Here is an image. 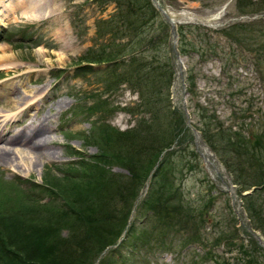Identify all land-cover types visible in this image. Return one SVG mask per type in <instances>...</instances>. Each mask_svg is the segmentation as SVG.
<instances>
[{"label": "rangeland", "instance_id": "1", "mask_svg": "<svg viewBox=\"0 0 264 264\" xmlns=\"http://www.w3.org/2000/svg\"><path fill=\"white\" fill-rule=\"evenodd\" d=\"M157 1L169 17L183 22L176 27L177 43L180 41L177 29L183 26L185 45L189 50L186 55L176 54L173 39L169 38L174 72L169 101L172 109L184 113L191 131L188 133L190 148L175 145L174 150H185L171 158L177 168L182 169V173L177 174L174 187L185 202L196 208L191 216L199 219V222L196 226L182 227L185 217L177 215L178 211L174 215L175 222L169 228H180V235L171 232L169 237L156 243L165 229L161 224L154 226L156 220L151 212H144L139 205H132L125 227L128 229L132 224V228L125 230L129 235L121 246L106 249L109 252L112 250L107 264H243L245 258L238 248L250 245L247 231L263 250H255L252 255L259 264H264V239L259 232L248 230L244 201L241 199L251 194L252 190L244 191L238 197L237 187L231 184L215 154L203 150L201 145H206L201 134L193 127L203 121L200 115L204 114L205 118H214L210 119L211 129H215L219 123L224 128L231 126L233 130L242 125L244 128L239 129L245 136L264 131V12L261 10L264 4H259L261 0H252L251 11L255 13L240 14L236 0ZM121 5L105 0H0V20L7 19V28L0 27V129L5 134L3 140H16L24 134H35L37 137L41 132H46L48 138L45 145L35 147L33 152L24 146L5 145L4 141H0V151L9 152L7 159H0V183L17 178L25 182L21 183L20 188L28 190L31 183H40L43 176L50 175L70 188L71 184L63 180L66 170L71 171L72 167L67 168L68 165H75L72 168L74 171H71L74 175L70 176L80 182L78 185L88 179L80 176L89 174L78 163L108 169L105 162L94 158L102 148L94 141L97 137L93 130L102 125L118 131L135 127L138 116L132 117L121 109L137 104L139 96L127 85L118 86V90L113 92L103 91L102 80L106 74L94 72L109 67L108 63L95 67L94 71L83 76L76 74L80 73L77 69L86 65L79 62L84 55L114 40L115 35L98 37L97 25L99 21L112 20L121 12ZM32 7H36L34 12L31 11ZM161 18L165 20L160 14ZM232 26H242L236 29L240 43L222 33ZM122 31L123 36L114 43L124 44L123 47H128V42L134 44L132 34L126 28H120ZM154 34L160 36L157 31ZM160 40L156 38V47ZM203 51L208 54L201 58L199 54ZM129 55L127 49L125 56ZM78 63L80 65L77 67ZM189 76L193 77L192 93L189 92ZM90 93L96 100H107L110 109H114L88 116L86 108L95 101L91 96L87 97ZM75 106L77 114H72ZM200 108L204 112H200ZM194 130L200 135L199 142L195 140ZM261 137H264V133ZM217 140L214 139L215 142ZM223 143L218 141V146ZM186 150L198 151L197 162ZM248 150H253L251 145ZM181 154L184 157L179 158ZM187 159L192 163L189 166ZM196 163L199 169L195 168ZM109 171L124 178L129 176L119 166L113 165ZM162 187L165 196L174 193L172 186ZM70 192L74 193L71 189ZM64 195V198L54 201L53 205L58 210H64V201H67L65 192ZM253 195L256 205L262 206L264 213V190ZM142 198L143 195L139 199ZM47 201L50 199L44 198L40 204ZM176 201L171 198L165 207L173 209ZM115 205L119 207L120 202H115ZM39 208L43 210L41 206ZM180 210L183 215L186 209ZM53 213L57 211L43 212L39 218L48 219ZM189 232L199 235L195 237L199 240L193 241L190 236L195 235H189ZM67 234L63 229L60 236L65 238ZM220 234H223L222 238ZM151 235L153 238L149 241ZM228 238L233 245H228ZM18 253L22 254L21 249ZM204 253L216 257L218 263L211 257L202 260ZM101 261L102 255L95 262ZM11 262L8 259L3 264Z\"/></svg>", "mask_w": 264, "mask_h": 264}, {"label": "trees", "instance_id": "2", "mask_svg": "<svg viewBox=\"0 0 264 264\" xmlns=\"http://www.w3.org/2000/svg\"><path fill=\"white\" fill-rule=\"evenodd\" d=\"M105 1L122 4L121 12H118L112 20L99 21L97 25L98 37L105 34L115 35L114 40L84 55L79 62H84L86 65L80 70L77 69L80 73L76 76H83L94 71L95 67L110 64L104 70L100 69L94 73L105 72L106 78L102 80L105 93L118 90V86L127 85L131 91L138 94L137 104L131 108L121 109L132 117L138 116L135 119V127L118 131L109 129L110 127L106 125L93 126L97 127L93 130L94 136L97 137L94 141L102 148L100 154L94 158L105 162L108 169H96L95 166L78 163L81 169L85 168L89 172L80 176V178H88L82 185H78L80 182L74 180L76 179L74 176H70L74 175L71 173L74 171L72 169L74 164L68 165L67 168L72 167L71 171L66 170L67 174L63 175V180L71 184L70 188L68 184L66 186L50 175L43 176L40 183H31L28 190L20 188L21 183L25 182L17 178L0 183V264L8 259L12 260L10 264H107L112 250L109 252L106 249L111 246H121L124 238L129 235L126 231L132 228V224L128 229L125 227L128 225L126 221L134 205H139L145 210L144 212H151L156 220L154 226L161 224L165 229L156 243L169 237L171 232L174 235H180V228L175 230L169 228L173 225L171 223L175 222L174 215L178 211L180 212L177 215L185 217L182 227L196 226L199 222V219L191 216L196 208L185 202L180 192L174 187L177 174H181L182 169L177 168L171 156H175L178 152L184 153L182 150L185 149L174 150L177 144L190 148L191 140L188 133L191 131L184 113L172 109L169 101V89L174 74L169 43L171 37L169 24L162 18L160 20L159 11L151 0ZM236 3L240 14L255 13L251 11L252 0H236ZM259 4H264V0H261ZM261 10L264 12V7ZM182 27L179 26L177 29L180 34L177 51L180 55H186L189 50L186 49ZM241 27L232 26L222 33L227 38L230 37L240 43L241 40L236 36V29ZM120 28L124 30L126 28L127 32L132 34L135 38L134 41L132 40L134 44L128 42V47L127 45L123 47L124 44L114 43L124 34L123 31L120 32ZM156 31L160 36L157 37L154 34ZM156 38L161 39L158 47L155 46ZM127 49L130 51L129 56H125ZM207 54V51H203L199 56L203 58ZM79 65L80 63L77 67ZM192 79V76L187 79L190 83V93H192L190 88L193 87ZM90 96L95 99L92 93L87 95L88 98ZM107 109L111 112L114 108L110 109L107 100L95 99L94 103L86 108V112L89 113L88 116H92L102 111L107 113ZM199 111L204 112V109L200 108ZM71 112L77 114L76 106ZM200 118L203 121L193 127L215 154L229 176L231 184L237 187L238 197L240 198L242 192L252 190L251 194L241 198L244 201L243 206L248 219V230L259 232L264 239V213L262 206L256 205L253 195L264 190V137H261L264 131L262 130L259 134L251 132L245 136L239 129L244 128L242 125L233 130L231 126L224 128L218 123L215 129H211L210 123L214 119L213 116L205 118L202 114ZM109 130L111 131L108 132ZM215 138H218L216 142ZM218 141L224 142L223 145L218 146ZM249 145L253 148L251 152L248 150ZM186 151L197 162L198 151ZM180 157L184 155L181 154ZM189 164L192 163L187 159V165ZM113 165L126 170L129 176L124 178L113 175L109 171V167ZM195 168H200L197 163ZM163 185L172 186L174 193L171 196H165V192L162 191ZM70 189L74 192L73 194H70ZM64 192L67 195V201L64 199V210H58L53 204L55 200L64 198ZM141 195L143 198L139 199ZM86 197H88L87 201ZM44 198H49L50 201L40 204ZM171 198L177 200V205L173 209L165 207ZM115 202H120L119 207L115 205ZM32 203L34 204L31 205ZM40 206L43 210L39 208ZM180 208L186 209L183 215ZM53 210L58 214L53 213L49 216L50 218L44 220L39 218L41 213L53 212ZM63 229L68 232L65 238L60 236ZM124 231L125 236H123ZM190 234L195 235L190 236L193 241L199 240L195 238L199 235L193 232H189ZM246 234L250 245L238 248L245 258L243 264H259L252 253L255 250L262 252L261 245L248 231ZM220 236L222 238L223 234ZM150 238L149 241L152 240L153 235ZM229 238L226 241L231 246L233 244ZM118 241L120 242L117 243ZM19 249L22 254L18 253ZM204 254L205 257L201 258L202 260L211 257L218 263L216 257L208 253ZM100 255L103 261L95 262Z\"/></svg>", "mask_w": 264, "mask_h": 264}, {"label": "bare ground", "instance_id": "3", "mask_svg": "<svg viewBox=\"0 0 264 264\" xmlns=\"http://www.w3.org/2000/svg\"><path fill=\"white\" fill-rule=\"evenodd\" d=\"M37 4V3H36ZM35 8L36 7H32L31 8V11H35ZM30 10V9H29ZM31 13V12H30ZM29 13V14H30ZM2 17V16H1ZM7 19L5 20H1V23H0V26L2 27H5L7 24ZM9 85H7L8 87ZM6 91H4L3 93H5ZM47 130V128L45 129ZM46 132H41L38 134L37 137H35V134H28V135H23V137H19L18 139L16 140H3L5 139V134H3L2 130L0 129V141H4L5 145H10V146H13V145H20V146H24L26 148H28V150L32 151L35 147H41L43 145H45V143L47 142L48 138H46ZM36 138H40L39 140L36 139ZM39 142V143H38ZM3 151V152H2ZM6 150H1L0 152H2L0 154V159H7V154L9 153L8 151ZM33 152V151H32Z\"/></svg>", "mask_w": 264, "mask_h": 264}, {"label": "water", "instance_id": "4", "mask_svg": "<svg viewBox=\"0 0 264 264\" xmlns=\"http://www.w3.org/2000/svg\"><path fill=\"white\" fill-rule=\"evenodd\" d=\"M154 2H155V0H153ZM158 7V9L160 10V12L162 13V15H163V17L166 19V21L170 24V32H171V34H172V37H173V40H174V43H173V45L174 46H176V42H175V40H176V33H175V28H176V24L178 23V22H175L171 17H169V15L165 12V11H163L162 9H160L159 8V6H157ZM176 54H177V52H176ZM186 111V109L184 108V112ZM186 113V112H185ZM187 123H188V121H187ZM189 124V123H188ZM194 135H195V139H196V141H198V139L200 138V135H199V133H197L195 130H194ZM205 147V146H204ZM206 148V147H205ZM249 194V193H248Z\"/></svg>", "mask_w": 264, "mask_h": 264}]
</instances>
